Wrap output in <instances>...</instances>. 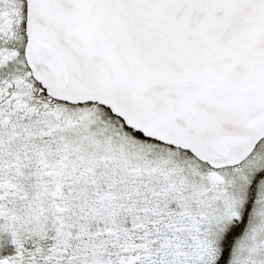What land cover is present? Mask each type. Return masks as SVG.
Instances as JSON below:
<instances>
[{
	"label": "snow or ice",
	"instance_id": "1",
	"mask_svg": "<svg viewBox=\"0 0 264 264\" xmlns=\"http://www.w3.org/2000/svg\"><path fill=\"white\" fill-rule=\"evenodd\" d=\"M0 264H264V0H0Z\"/></svg>",
	"mask_w": 264,
	"mask_h": 264
}]
</instances>
